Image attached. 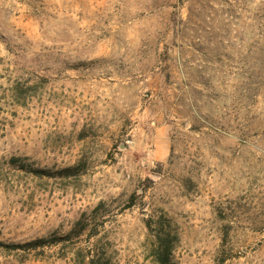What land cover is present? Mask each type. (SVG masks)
<instances>
[{
  "label": "rangeland",
  "instance_id": "374dc122",
  "mask_svg": "<svg viewBox=\"0 0 264 264\" xmlns=\"http://www.w3.org/2000/svg\"><path fill=\"white\" fill-rule=\"evenodd\" d=\"M157 234L264 264V0H0V264Z\"/></svg>",
  "mask_w": 264,
  "mask_h": 264
},
{
  "label": "trees",
  "instance_id": "16d2710c",
  "mask_svg": "<svg viewBox=\"0 0 264 264\" xmlns=\"http://www.w3.org/2000/svg\"><path fill=\"white\" fill-rule=\"evenodd\" d=\"M12 162H17L18 158L13 157ZM70 168L65 169V171H68ZM34 172L37 174H44L47 171L41 170V169H34ZM152 219H150L151 222ZM151 224V223H150ZM72 236V233L65 236V238H60L57 235H53L50 238H38L31 240L26 243V245L23 244H15L13 247H24V246H30L32 248H39V247H45L52 244H57L60 242V240H64L66 238H70ZM152 254L154 256V261L157 264H169L171 254H172V240L170 238V235L168 234H157L155 239V244L152 249ZM74 263L75 264H111L110 259L108 255L105 253L104 249L102 247L97 248H89L87 251H84V249H79L74 253Z\"/></svg>",
  "mask_w": 264,
  "mask_h": 264
}]
</instances>
